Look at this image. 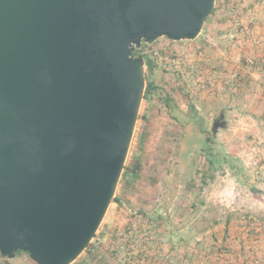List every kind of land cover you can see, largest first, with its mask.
<instances>
[{
    "label": "water",
    "instance_id": "obj_1",
    "mask_svg": "<svg viewBox=\"0 0 264 264\" xmlns=\"http://www.w3.org/2000/svg\"><path fill=\"white\" fill-rule=\"evenodd\" d=\"M216 0H0V254L71 264L120 180L145 89L134 56L194 40Z\"/></svg>",
    "mask_w": 264,
    "mask_h": 264
},
{
    "label": "rangeland",
    "instance_id": "obj_2",
    "mask_svg": "<svg viewBox=\"0 0 264 264\" xmlns=\"http://www.w3.org/2000/svg\"><path fill=\"white\" fill-rule=\"evenodd\" d=\"M214 9L196 39L163 36L137 50L157 90L141 101L124 164L137 165L135 175L120 177L114 197L123 204L111 201L96 238L71 264H264V48L225 38L244 25L264 35V0H216ZM228 73L237 76L223 91ZM246 75L255 87L244 85ZM189 123L209 141L193 129L183 146ZM0 264L35 263L20 251L0 254Z\"/></svg>",
    "mask_w": 264,
    "mask_h": 264
},
{
    "label": "built area",
    "instance_id": "obj_3",
    "mask_svg": "<svg viewBox=\"0 0 264 264\" xmlns=\"http://www.w3.org/2000/svg\"><path fill=\"white\" fill-rule=\"evenodd\" d=\"M222 1L224 2V0H222ZM247 13L250 15V16L248 15L247 18H250V17L253 18L251 16L252 14H251L250 9H248ZM249 20H252V19H249ZM250 22H252V21H250ZM254 25H256V22L254 23ZM255 30H256V27H255ZM252 33H253L252 29H249V27H247V25H244V26H240L238 28L230 30L228 33L225 34V38H227L230 43H233V42H241V43L247 42L248 43V41H249L252 43L251 45L254 48H259V49L264 48V35L256 34V35L252 36ZM200 35H202V32L199 34V36ZM203 38L205 39V41L207 43H209V45L216 46L218 44L216 37L211 36L209 34L203 35ZM140 48H141V46H140ZM140 48L136 49L135 51L140 50ZM140 56H141V53H140ZM255 60L256 59H255L254 55L253 56L248 55L245 57V62L248 65H252ZM236 76L237 75L235 73H228L225 75V81H224V84L222 87L223 91H229L231 89L230 82H231V80L232 81L235 80ZM263 79H264V74H263ZM207 84H211V82L208 81ZM95 238L96 237H93L91 239V241H93Z\"/></svg>",
    "mask_w": 264,
    "mask_h": 264
},
{
    "label": "trees",
    "instance_id": "obj_4",
    "mask_svg": "<svg viewBox=\"0 0 264 264\" xmlns=\"http://www.w3.org/2000/svg\"><path fill=\"white\" fill-rule=\"evenodd\" d=\"M208 18V16H207ZM206 18V19H207ZM205 19V20H206ZM137 51H134L133 55L136 57V56H140V54L138 55L136 53ZM146 65L148 66V68H150V70L152 69V64L150 63V61H147L146 62ZM157 90V86L155 85L154 81H148L145 83V89H144V93H143V97L142 99H145V100H151V95ZM165 103L169 104V100H170V97H163ZM182 129H183V132H182V136H181V139H182V142H183V146H185L187 140H188V137L189 135L191 134V131L194 129V135L195 136H199V135H202V140L203 141H209V133L208 131H205V130H202L199 126H196L195 124H183L182 125ZM194 136V137H195ZM213 159H209L207 157L206 159V162H213L212 161ZM136 164V163H135ZM134 164V165H135ZM206 165V164H205ZM137 166V165H136ZM133 165H131V167L129 168H126L123 166V170H122V174H121V178H123L126 182L129 181L130 178H132L134 175H135V171H134V168L136 167ZM207 166V165H206ZM205 170V169H204ZM113 201L119 203V204H123V201L118 199L116 196L113 197L112 199ZM88 248V246L86 247V249ZM85 249V250H86ZM20 252V251H18ZM80 264H83V260H80Z\"/></svg>",
    "mask_w": 264,
    "mask_h": 264
},
{
    "label": "crops",
    "instance_id": "obj_5",
    "mask_svg": "<svg viewBox=\"0 0 264 264\" xmlns=\"http://www.w3.org/2000/svg\"><path fill=\"white\" fill-rule=\"evenodd\" d=\"M215 11L217 10V9H214ZM206 21L207 20H205V23H204V26H205V24H206ZM260 52H263L262 50L260 51ZM261 54H263V53H261ZM262 56V58L264 59V55H261ZM251 76H253L252 78H254V80H258L259 79V74L257 73V72H255V73H251ZM249 78H251V77H249L248 75H246V77L243 79L244 81H243V83H244V85H247V83H248V81H249ZM257 78V79H256ZM256 81H249V83H251L252 85H253V87H255L256 85H257V83L258 82H256ZM261 82V81H260ZM246 83V84H245ZM259 85V84H258ZM232 89V88H231ZM230 89V90H231ZM243 91V90H242ZM241 91V92H242ZM255 93H254V96H261V93L263 92L261 89H255ZM80 264V263H79Z\"/></svg>",
    "mask_w": 264,
    "mask_h": 264
},
{
    "label": "flooded vegetation",
    "instance_id": "obj_6",
    "mask_svg": "<svg viewBox=\"0 0 264 264\" xmlns=\"http://www.w3.org/2000/svg\"><path fill=\"white\" fill-rule=\"evenodd\" d=\"M139 55V54H138Z\"/></svg>",
    "mask_w": 264,
    "mask_h": 264
}]
</instances>
